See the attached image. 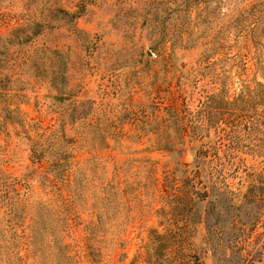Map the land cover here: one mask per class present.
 <instances>
[{
	"label": "rangeland",
	"instance_id": "rangeland-1",
	"mask_svg": "<svg viewBox=\"0 0 264 264\" xmlns=\"http://www.w3.org/2000/svg\"><path fill=\"white\" fill-rule=\"evenodd\" d=\"M238 255L264 264V0H0V264Z\"/></svg>",
	"mask_w": 264,
	"mask_h": 264
},
{
	"label": "trees",
	"instance_id": "trees-1",
	"mask_svg": "<svg viewBox=\"0 0 264 264\" xmlns=\"http://www.w3.org/2000/svg\"><path fill=\"white\" fill-rule=\"evenodd\" d=\"M43 26L44 25L41 24V23H33V24H31V25H29L27 27H23L21 29L22 32H23V35L21 37H19V38H18V36H16V32H18V30H20V29H17V31L15 30L13 32V35L15 34V36H14V38H12V41H15L16 43L26 42V41L30 40L33 36H35L36 34H38L42 30ZM53 83L55 85L58 84V82H57L56 79L53 80ZM59 164H60L59 162L58 163L55 162V163H53L51 165V168L54 169V167H58ZM183 182L185 184V198L187 200L191 201L192 196L194 194L197 196V192L194 189L193 179L192 178H184L183 179ZM207 195L208 194L206 193V191L203 192L202 193L201 201L202 200H206ZM205 217H206V219H208V217H209L208 214H206ZM247 223H249V222H247ZM242 224L245 225L244 223H242ZM237 225H238V223H237ZM250 225H251V223H250ZM252 225H253V222H252ZM205 226H206L207 235L209 237L210 236L211 237H213V236H219V237H221L222 236V232L220 230V227H219V225H217L216 222L209 223V222H206L205 221ZM233 228H236V231L233 232V234H231L230 236H228V238H227L228 244L230 245L231 248L241 251L243 248L242 247H238L237 246V243L238 242H242V241L245 240V236H246L245 230L242 229L241 227H237L235 225H233ZM20 259L21 258H18L19 261H20ZM227 261H228V259H227ZM234 264H253V259L247 260V258L242 257L241 255H238V258H237V260H236V262Z\"/></svg>",
	"mask_w": 264,
	"mask_h": 264
}]
</instances>
